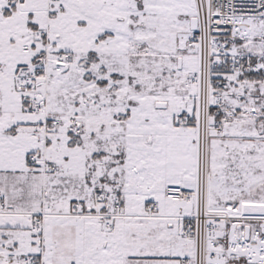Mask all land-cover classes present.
Returning a JSON list of instances; mask_svg holds the SVG:
<instances>
[{
    "label": "snow or ice",
    "instance_id": "snow-or-ice-1",
    "mask_svg": "<svg viewBox=\"0 0 264 264\" xmlns=\"http://www.w3.org/2000/svg\"><path fill=\"white\" fill-rule=\"evenodd\" d=\"M0 264H264V0H0Z\"/></svg>",
    "mask_w": 264,
    "mask_h": 264
}]
</instances>
